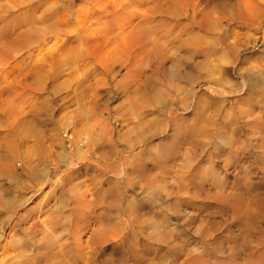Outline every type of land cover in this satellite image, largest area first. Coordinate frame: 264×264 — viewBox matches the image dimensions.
<instances>
[{"label":"rangeland","instance_id":"rangeland-1","mask_svg":"<svg viewBox=\"0 0 264 264\" xmlns=\"http://www.w3.org/2000/svg\"><path fill=\"white\" fill-rule=\"evenodd\" d=\"M9 1L0 0V28H5L10 23L11 26L7 27L9 32L5 31L10 39L13 37V40H20L16 36L19 31L16 19L25 11L31 13L27 15L32 16L31 19L34 18L36 23L41 16L43 20L49 15H55L59 20L67 22L62 28L67 27L60 34L65 39L63 41L55 38L51 25L37 24L38 28L29 33L33 36L30 41L32 44L14 48L7 57L1 58L3 53H0V61L6 62L3 66L0 64L1 73H7V65H11L13 72L18 70L19 73L23 69L27 75L30 71L25 89L12 80L14 74L18 75L17 72L11 74L13 76L9 75V83H3L5 93L3 85L0 86V207L5 209L0 211V221H4L18 208L15 219L5 225V239L0 241V260H4L5 264H85L86 257L81 259L80 256L90 251L88 237L91 235L85 223L76 224L75 246L65 248L59 254H54L55 250L45 245L34 246L32 243L33 240L40 239L43 233L39 230L45 223H51L54 231L61 230L59 224L54 222L53 209L64 204V195L59 187L47 183L46 179L54 175L57 166L63 169L78 162L79 166L73 167L68 176L84 175L93 170L101 172L95 159L86 161L84 157L91 156L92 153L96 157L103 153L111 156V144L117 143L121 136L129 140L136 139L138 128H151L159 120L161 113L180 102L179 96L187 97L191 92L195 93L196 102L190 105L187 115L196 113L191 124H197L199 128L204 113L220 109L216 103L221 99L216 94L218 90L235 93L225 98L228 102L218 111V117H215L216 120L214 118V124L208 129L214 133H228L230 143L227 147L214 151L213 142L184 177L187 191L184 189L182 195L173 193L172 198L183 201L186 207L197 208L200 213L212 214L216 219V237L228 233L238 219L221 203L208 199L207 193L216 195L224 186L226 194H230L237 185L242 184L243 188L253 185L255 189L245 192L243 199L246 203L249 202L250 211L256 210L255 207L264 211V202L259 201L260 196L264 201V70L252 67L260 65L264 69V5L259 0H250L245 5L240 0H152L154 3L149 2L150 0H90L94 3L89 0H13L12 6L8 4L12 0ZM83 2L88 5L87 8L92 5L97 9V4L104 6L102 13L94 14L91 19L83 18L82 13L85 12L79 13L86 8ZM50 3H54L52 7ZM114 3L120 4V8L112 10ZM33 5L37 8L32 12L29 7ZM80 6L82 8L77 10ZM98 14L99 18L93 19ZM130 14H138V17L131 15L136 24L141 19L148 23L145 45L150 43V51L143 50V45H137L133 49L128 47L127 36L124 34L128 28L125 27L124 20H128ZM13 18L15 23L12 22ZM97 19L99 25L104 22L106 25L99 27ZM39 26L42 28L39 29ZM105 33L112 37L109 38ZM68 34L70 37H67ZM43 38H48L49 46L56 40L52 44L54 48L50 47L56 50L49 52V46L44 50L38 49L36 42ZM88 41L94 42V45L96 43V49ZM49 53H58L61 61L54 66L48 65L49 71L45 68L46 72L42 73L47 78L43 74L34 76L33 65L47 55L50 56ZM20 55H27L29 59L19 57ZM10 76L13 78L10 79ZM48 76L50 81L47 80ZM33 77L40 78L36 81ZM30 82L40 83L30 85ZM7 89L13 94L9 95ZM22 89L28 96L21 94ZM136 91L139 93H135ZM170 94L177 97L176 101L170 99ZM183 116L181 113V117ZM86 125L88 126L85 128ZM101 125L103 128H100ZM198 126L197 132L187 139L194 155L200 151ZM229 126L234 135L229 133ZM106 137L109 141H106ZM205 162L207 167L201 169V164ZM10 164L12 167L9 168ZM198 168L208 173L206 192L202 194L198 193L196 185L203 178L196 175L193 182L189 178ZM102 177L106 180L108 174L103 172ZM190 186L192 187L189 188ZM88 215L86 211L78 210L77 220L85 221ZM49 216L53 217L51 221L46 220ZM28 226L31 231L26 233L25 228ZM256 231L257 234L260 233V229ZM13 236L20 237L21 242H14ZM23 252H32V257L8 259ZM162 253L163 249L153 254L157 264H166ZM143 254L146 255V252ZM251 258L256 264H261L264 246H258Z\"/></svg>","mask_w":264,"mask_h":264},{"label":"clouds","instance_id":"clouds-1","mask_svg":"<svg viewBox=\"0 0 264 264\" xmlns=\"http://www.w3.org/2000/svg\"><path fill=\"white\" fill-rule=\"evenodd\" d=\"M240 3L245 5L250 0H240ZM259 3L264 5V0ZM252 67L264 70L260 65ZM216 94L221 97L216 103L223 109L228 102L225 98L235 93L218 90ZM170 99L176 101L177 97L170 94ZM179 100L161 113L151 128H138L136 139L121 136L113 144L111 156L96 157L92 153L84 157L86 161L95 159L101 172L93 170L72 177L68 173L78 167L79 162L63 169L57 166V171L46 182L59 187L64 195V204L53 209L61 230L54 231L51 223H45L39 230L43 234L32 241L33 245H45L59 254L75 246L76 224L85 223L91 232L90 251L81 256V259L86 257L85 264H157L153 254L161 249L166 264H185L186 261L191 264H256L251 254L258 246H264V212L238 213L234 228L216 237V219L212 214L200 213L197 208L186 207L183 201L172 198L173 193L183 194L184 177L213 142L214 151L230 143L228 133L208 131L219 112L204 113L198 136L200 151L194 155L187 139L196 113L187 114L190 105L196 102L195 93L179 96ZM229 133L234 135L230 126ZM200 167H207V162ZM103 172L108 174L106 180ZM49 207L52 209L51 205ZM81 209L89 214L85 221L77 220ZM4 210L0 207V211ZM16 211L18 208L0 221V241L5 239V225L15 219ZM52 218L49 216L46 220ZM256 229H260L259 234ZM30 231V226L25 228L26 233ZM13 241L19 243L21 238L13 236ZM145 252L147 255L143 254ZM21 257H32V252L8 259ZM0 264L5 261L0 260Z\"/></svg>","mask_w":264,"mask_h":264},{"label":"bare ground","instance_id":"bare-ground-1","mask_svg":"<svg viewBox=\"0 0 264 264\" xmlns=\"http://www.w3.org/2000/svg\"><path fill=\"white\" fill-rule=\"evenodd\" d=\"M11 1V0H10ZM9 1V2H10ZM29 1V0H28ZM57 1V0H56ZM69 1H72V0H69ZM75 1V0H74ZM86 1V0H85ZM90 1V0H89ZM152 0H150L149 2H151ZM154 1V0H153ZM152 1V2H153ZM156 1V0H155ZM173 1V0H172ZM171 1V2H172ZM24 2H26V1H24ZM33 2V1H32ZM90 2H92V3H94V1H90ZM95 2H96V0H95ZM97 2H98V0H97ZM137 2H140V1H137ZM149 2H147V3H149ZM11 3H13V0H12V2H10V3H8V4H10L11 6H12V4ZM74 3V2H73ZM83 3H85V2H83ZM87 3H89V2H87ZM91 3V4H92ZM140 3H142V2H140ZM154 3V2H153ZM152 3V4H153ZM7 4V3H6ZM26 4H28V3H26ZM54 4V3H53ZM52 4V5H53ZM135 4V3H134ZM169 4V3H168ZM52 5H51V3H50V7H52ZM57 5V4H56ZM70 5V4H69ZM72 5V4H71ZM96 5V4H95ZM136 5H138V4H136ZM158 5V4H157ZM1 6H2V4H1ZM7 6H9V5H7ZM29 6V5H28ZM84 6H86V3L84 4ZM88 6V5H87ZM87 6H86V8L85 9H81L82 7L80 6L79 7V9L77 8V10H82L81 12H79V13H82V12H85V13H82L84 16H83V18H90L91 16H93L94 14H97V13H102V11H103V8L102 7H104V6H100V5H98L97 4V6H99L97 9H95L94 7H91V6H89L88 8H87ZM141 6V5H140ZM148 6H149V4H148ZM67 7H68V4H67ZM71 7V6H70ZM144 7V6H143ZM152 7V6H151ZM161 7V6H160ZM164 7H165V5H164ZM1 8V10H2V7H0ZM11 8V7H10ZM25 8V7H24ZM36 6H32V7H29V9L33 12V10L35 11L36 10ZM49 8V7H48ZM54 8H56V7H54ZM69 8V7H68ZM84 8V7H83ZM117 8H120V4H118V3H114V5L113 6H111V9L112 10H115V9H117ZM123 8V7H122ZM132 8V7H131ZM47 9V8H46ZM87 9V10H86ZM135 9H136V7H135ZM134 8H133V10H135ZM139 9V8H138ZM142 9V8H141ZM4 10V9H3ZM22 9H20V11H21ZM64 10V9H63ZM68 10V9H67ZM144 10V9H143ZM146 10H148L147 8H146ZM7 10H5L4 12H6ZM45 11V10H44ZM70 11V10H69ZM68 11V12H69ZM2 13H4L3 11H1ZM11 12V11H10ZM16 12H17V10H16ZM22 12H23V10H22ZM59 12V11H58ZM66 12V11H65ZM136 12H137V10H136ZM139 12V11H138ZM7 13V12H6ZM12 13V12H11ZM30 12H23V13H21V15L19 16V18L18 19H16V20H18V22L16 23L18 26L16 27L19 31H17V33H15V34H17L16 36H19L20 37V40L19 39H17V40H13L12 38L10 39V36H9V38H8V35L6 36V33L7 32H5V31H8L7 29V27H10L11 25H5V28H3L2 27V29L0 28V34L2 35V36H0V53H3V55L1 56V58H3L4 56H8L9 55V53L11 52V51H13V49L14 48H19V47H21V46H23V45H27V46H29L30 45V41H32V39H33V36L30 34L29 35V33H30V31L32 30V29H37L38 27H37V24H42V25H51V28H52V33H54V36H55V38L57 39V40H61L62 38H61V36H60V34H63L64 32H65V27H67V26H65L64 28H62V26H64V25H66V21L65 20H59V18H57L55 15H52L51 17H50V15L46 18H44L43 20H41V18H43L42 16H41V18L40 19H38V20H41L39 23H38V20H37V23H36V21H34L33 19H31L32 18V16H29L30 14H29ZM42 13V12H41ZM40 13V14H41ZM47 13H48V9H47ZM149 13V12H148ZM18 14H19V12H18ZM18 14H15V15H17V17H18ZM27 14H29V15H27ZM39 14V13H38ZM77 14V13H76ZM76 14H74L75 16H76ZM158 14V13H157ZM47 15V14H46ZM67 15V14H66ZM102 15V14H101ZM131 15H135V16H137L138 17V14L136 15V14H130L129 15V19L127 20H124L125 22H124V24H125V27L127 26V28L128 29H126L125 31H124V34L127 36V41H128V43H127V45H128V47L129 48H131V49H133L135 46H137V45H143L144 47L142 48L143 50H145L146 52H148V51H150L152 48H150L151 47V45H150V43L148 44H146L145 45V43H146V40L148 39V30H147V26H148V23H146L145 22V20L144 19H141V21H140V23L139 24H136L135 22H134V19H132V16ZM160 15V14H159ZM2 16H5V15H2ZM10 16V15H9ZM44 16H45V13H44ZM61 16V15H60ZM69 16H71V15H69ZM69 16H67V17H69ZM73 16V15H72ZM38 17V16H37ZM36 17V18H37ZM40 17V16H39ZM38 17V18H39ZM59 17V16H58ZM101 17V16H100ZM134 17V16H133ZM149 17V16H148ZM4 18V17H3ZM15 18H16V16H15ZM85 18V19H86ZM95 18H99V14H98V17H97V15L96 16H94V18L93 19H95ZM7 19V18H6ZM72 19V18H71ZM73 19H75L74 17H73ZM91 19V18H90ZM89 19V20H90ZM92 19V20H93ZM139 19V20H140ZM12 20V19H11ZM14 18H13V23H15L14 22ZM101 20L102 21H105V18H104V20L102 19V17H101ZM1 21V20H0ZM4 21H5V19H4ZM74 22L76 21V20H73ZM85 23L86 22H89L88 20L86 21V20H83ZM91 21V20H90ZM94 21V20H93ZM101 21V22H102ZM8 22H11L10 20H8ZM71 22V21H70ZM69 22V23H70ZM148 22V21H147ZM78 23V22H77ZM89 23H91V22H89ZM94 23V22H93ZM97 24H98V26L100 27V26H102V25H106V22H104V24H102V25H99V21H98V19H97V22H96ZM103 23V22H102ZM134 23L136 24V25H134ZM151 23V22H150ZM2 24V23H1ZM26 24H28V26H26ZM88 24V23H87ZM107 24H109V23H107ZM146 24H147V26H146ZM68 25H70V24H68ZM82 25V24H81ZM83 25H84V23H83ZM90 25V24H89ZM134 25V26H133ZM3 26V25H2ZM84 26H86V25H84ZM88 26V25H87ZM97 26V27H98ZM40 27V26H39ZM71 27V26H70ZM69 27V28H70ZM96 27V26H95ZM14 28V27H13ZM42 27H40L39 29H41ZM78 28V27H77ZM83 28V27H82ZM86 28V27H85ZM90 28V27H89ZM88 28V29H89ZM104 28V27H103ZM103 28H101V29H103ZM124 28V27H123ZM80 29V28H79ZM98 29V28H97ZM100 29V28H99ZM2 30V31H1ZM16 29L14 28V31H15ZM67 30H70V29H68L67 28ZM66 30V31H67ZM90 30V29H89ZM103 30H105V29H103ZM116 30V29H115ZM38 31V30H37ZM77 31V30H76ZM82 31V30H81ZM100 31V30H99ZM106 31H108V30H106ZM109 31H110V29H109ZM108 31V32H109ZM112 31L114 32V30L112 29ZM9 32V31H8ZM34 32V31H33ZM70 32V31H69ZM69 32H67V33H69ZM71 32H72V30H71ZM79 32V31H78ZM84 32V31H83ZM91 32V31H90ZM93 32H95V31H93ZM101 32V31H100ZM116 32V31H115ZM51 33V34H52ZM72 33H75L74 31L72 32ZM103 32H101V34H102ZM117 33V32H116ZM11 34H13V33H11ZM80 34V33H79ZM97 34H99V33H97ZM101 34H99V35H101ZM104 34V33H103ZM106 34V33H105ZM109 34V33H108ZM118 34V33H117ZM123 34V33H122ZM71 35V34H70ZM107 35V34H106ZM150 35H151V33H150ZM65 36H66V33H65ZM90 36H92L91 34H90ZM94 36V35H93ZM107 36H110V35H107ZM15 37V36H14ZM48 37V36H47ZM49 37H51V36H49ZM67 37H70L69 36V34H68V36ZM78 37H79V35H78ZM77 37V38H78ZM94 37H97V36H94ZM112 37V35L109 37V38H111ZM18 38V37H17ZM52 38H54V37H52ZM83 38V37H82ZM93 38V37H92ZM99 38H100V36H99ZM151 38H153V37H151ZM67 39V38H66ZM106 39H108V37L106 38ZM105 39V40H106ZM63 41L65 40V39H62ZM86 40H87V38H86ZM56 40H54V42L52 43L53 45L56 43L55 42ZM81 41H84V40H82L81 39ZM100 41V40H99ZM104 41V40H103ZM62 42V41H61ZM88 42H90V43H92V41H88ZM87 42V43H88ZM49 43H50V41H48V38H43L42 40L40 39V41L37 43L36 42V44H38V49H42V50H44L45 49V47H47V46H49ZM85 43V42H84ZM94 43V42H93ZM92 43V45H94ZM124 43V42H123ZM32 44V43H31ZM52 44H51V46H49L48 48H47V50L49 51V50H51V52H52V50L53 51H55L56 50V48L55 49H50V47L52 48L53 46H52ZM58 44V43H57ZM61 44V43H60ZM154 44V43H153ZM61 45H63V44H61ZM160 45V44H159ZM59 46V45H58ZM89 46V45H88ZM95 46H96V43H95V45H94V48H95ZM165 46V45H164ZM23 47H26V46H23ZM32 47V46H31ZM157 47V46H156ZM37 48V47H36ZM54 48V47H53ZM93 48V47H92ZM139 48V47H138ZM158 48V47H157ZM59 49V48H58ZM96 49V48H95ZM98 49V48H97ZM127 49V48H126ZM141 49V50H142ZM154 49V48H153ZM31 50V49H30ZM33 50V49H32ZM31 50V51H32ZM46 51V50H45ZM48 51H47V53H48ZM119 51V50H118ZM117 51V52H118ZM19 52V51H18ZM50 52V51H49ZM58 53H59V51H57ZM95 52V51H94ZM14 53V52H13ZM12 53V54H13ZM17 53V52H16ZM36 53H38V51L36 52ZM57 53V54H58ZM19 54H20V52H19ZM42 54V53H41ZM50 54V56H46V57H44L42 60L40 59L39 61H42V62H40L39 63V61L37 62V63H35L34 65H33V69L32 70H34V71H32V72H34V74L33 73H31V74H33L34 76H41L42 74V76H47V75H45L44 73H42V72H46L45 70L47 69V68H49V66L48 65H51V66H54V65H57V63H59L60 61H61V58L56 54H54V53H49ZM61 54V53H60ZM59 54V55H60ZM150 54V53H149ZM28 55V54H27ZM24 56V57H28V56ZM35 55V54H34ZM62 55V54H61ZM30 56V55H29ZM41 56V55H40ZM42 56H44L43 54H42ZM15 57V56H14ZM19 57H23L22 55H20ZM23 57V58H24ZM10 58V57H9ZM22 58V59H23ZM26 58H24V59H26ZM38 57H36V59H37ZM160 58V57H159ZM12 59V58H11ZM18 59V58H17ZM27 59H29V58H27ZM2 61V60H1ZM0 61V64L2 63ZM16 61V60H15ZM14 61V62H15ZM4 62V61H3ZM20 62H21V60H20ZM23 62H24V60H23ZM28 62V61H27ZM35 62V61H34ZM12 63V62H11ZM16 64L18 63L19 64V62H15ZM15 63H14V65H15ZM6 64V62L5 63H2V66L3 65H5ZM13 64V63H12ZM21 64V63H20ZM29 64V63H28ZM9 65H10V63H9ZM1 66V67H2ZM11 66V65H10ZM10 66H6V71H7V73L5 72V73H1L0 74V86H2L3 85V83H4V85L6 84V83H9V82H7V79H9V75H11V74H13V73H15V72H17V71H14L13 72V68L12 67H10ZM19 66V65H18ZM23 66V65H22ZM47 66V67H46ZM15 67V66H14ZM11 69V70H7V69ZM16 68V67H15ZM23 68H25V66L23 67ZM27 68V67H26ZM46 68V69H45ZM2 69H3V67H2ZM19 69V68H18ZM28 69H30V68H28ZM1 70V69H0ZM5 70V69H4ZM22 70V71H21ZM25 70V69H24ZM48 71L50 70V69H47ZM2 71V70H1ZM47 71V72H48ZM4 72V71H3ZM26 72V71H25ZM25 72H23V69H20V71H19V73H18V75H15L14 74V78L13 77H11V76H13V75H11L10 77V79H12L13 80V82L14 83H16L17 82V84H20L21 85V87L22 88H26L27 87V82L29 81H27V76H29L28 74L30 73V71H29V73H27V75L26 74H24ZM54 72V71H53ZM142 72V71H141ZM146 72V71H145ZM145 72H143V73H145ZM32 75V76H33ZM49 75V74H48ZM51 75V74H50ZM145 75H146V73H145ZM144 75V76H145ZM133 76V75H132ZM148 76V75H147ZM31 77V76H30ZM45 77H44V79H45ZM49 77V76H48ZM52 77V79H53V76H51ZM146 77V76H145ZM163 77V76H162ZM32 78V77H31ZM31 78H30V80H31ZM34 78V77H33ZM40 78V77H39ZM39 78L38 77H35L34 78V80H36V81H38L39 80ZM47 78V77H46ZM43 79V77H42V80L43 81H46L47 83H48V81L47 80H49L50 81V77H49V79H47V80H44ZM33 80V79H32ZM41 80V81H42ZM141 80V79H140ZM9 81V80H8ZM147 81V80H146ZM12 82V81H11ZM45 82V83H46ZM154 82V81H153ZM37 83H40V82H37ZM37 83H32V82H30L29 84L31 85V84H37ZM43 84V85H46V84ZM158 84V83H157ZM2 86V88H3V92L5 93V91H4V88H5V86ZM9 85V84H8ZM8 85H6V86H8ZM145 85V84H144ZM156 85V84H155ZM11 86V85H10ZM19 86V85H18ZM29 86V85H28ZM149 86V85H148ZM12 87H14L13 86V84H12ZM21 87H18V88H21ZM36 87H37V85H36ZM41 86H39V88H40ZM45 87V86H44ZM263 87H264V85H263ZM11 88V87H10ZM9 87H8V89H10ZM147 88V87H146ZM149 88V87H148ZM1 89V88H0ZM7 89V91L8 92H10L9 90ZM28 89H29V87H28ZM6 90V89H5ZM27 90V89H26ZM30 90V89H29ZM44 90V89H43ZM137 91H140V90H137ZM135 92V93H139V92ZM155 91V90H154ZM12 92V91H11ZM8 93L9 95L10 94H13V93ZM24 91H23V89H22V92H21V94H24V96L25 95H27L25 92L23 93ZM27 92V91H26ZM76 92V91H75ZM7 93V92H6ZM28 93V92H27ZM19 94V93H18ZM32 94V93H31ZM31 94H29V95H31ZM77 94V93H76ZM147 94H148V92H147ZM8 95V96H9ZM16 95V94H15ZM142 95V94H141ZM149 95H151V93L149 94ZM262 95H264V92L262 93ZM1 96V95H0ZM3 96V95H2ZM21 96V95H20ZM23 96V95H22ZM28 96V95H27ZM137 96V95H136ZM155 96V95H154ZM259 97V96H258ZM18 98V97H17ZM202 102V101H201ZM130 104V103H129ZM199 104V103H198ZM131 108V107H130ZM201 108V107H200ZM216 109V108H215ZM218 109H219V107H218ZM220 110V109H219ZM219 110H216V111H219ZM134 112V111H133ZM220 112V111H219ZM202 113V112H201ZM140 116V115H139ZM255 119H257V118H255ZM215 120H216V118H215ZM105 121V120H104ZM103 121V123H104V125H106L107 123H106V121L104 122ZM200 121V120H199ZM224 121V120H223ZM237 122V121H236ZM90 123V122H89ZM101 123H102V121H101ZM100 123V124H101ZM106 123V124H105ZM93 124V123H92ZM88 125H86L85 126V128L87 127ZM102 127H100V128H103V125H101ZM196 126H198L197 124L196 125H194V124H190V129H191V132H190V136L192 135H194L193 133L194 132H197L196 130ZM105 127V126H104ZM198 128H199V126H198ZM106 129V128H105ZM200 129V128H199ZM131 134V133H130ZM112 135V134H111ZM132 135V134H131ZM102 136H103V134H102ZM135 136V135H134ZM104 138H105V136H104ZM110 139V138H109ZM192 140H194V139H192ZM106 141H109L108 139H107V137H106ZM189 141V140H188ZM195 141V140H194ZM112 142V141H111ZM111 142L109 143V144H111ZM111 145H113V144H111ZM234 147V146H233ZM111 149H112V147H110ZM102 154V153H101ZM105 154H107V153H103V155H105ZM62 155V154H61ZM66 155V154H65ZM112 155V154H111ZM102 156V155H101ZM8 167L10 168V167H12V164H10V165H8ZM207 169V168H206ZM5 170V169H4ZM194 172V173H193ZM192 172V174H191V177H189L190 178V181H192L193 182V180L195 179V176L196 175H199V176H201L203 179H202V181H199L198 183H197V191H198V193H200V194H202V193H205L206 192V189H205V184L208 182V173H206V171H202L201 169H196L195 171H193ZM190 176V175H189ZM200 177V178H201ZM195 181V180H194ZM189 182V181H188ZM191 185V184H190ZM217 185H219V186H221V184H219V183H217ZM192 186H190L189 188H191ZM184 189L186 190L187 188H186V186L184 187ZM255 189V187L252 185V186H248V187H245V188H243L242 187V184H240V185H237V187H234V192H232V193H230V194H226V191H225V189H224V186L222 187V189H220V192L218 191V193L216 194V195H210L209 193H207L206 195H207V198L208 199H213V200H215V201H217V202H219V203H221V205L225 208V209H227V210H229L230 212H232L235 216H236V218L238 219V216H237V214L238 213H240V212H242V211H250V205H249V202L248 203H246L245 201L246 200H244L243 199V194L245 193V192H251V191H253ZM187 191V190H186ZM200 194H198V195H200ZM259 196V195H258ZM258 196L256 197V198H258ZM262 198H261V196H260V198H259V201H261L262 203L264 202L263 201V199L261 200ZM256 200V199H255ZM256 202H258L257 200H256ZM15 203V202H14ZM259 203V202H258ZM258 203H256V204H258ZM261 204V203H260ZM264 204V203H263ZM262 205V204H261ZM264 206V205H263ZM260 206H259V204H258V208H259ZM251 209H252V207H251ZM255 209L256 210H258L257 209V207H255ZM259 211H261V209L259 208ZM262 212V211H261ZM264 212V211H263ZM54 222H56V221H54ZM146 255H147V253H146ZM81 257V256H80ZM79 257V258H80ZM79 261H81L80 259H78ZM161 261H163V260H161ZM190 262V261H189ZM188 262V263H189ZM72 263V262H71ZM77 263H79V262H77ZM77 263H75V264H77ZM159 263V262H158ZM187 263V264H188ZM190 264V263H189ZM261 264H264V259L261 261Z\"/></svg>","mask_w":264,"mask_h":264}]
</instances>
